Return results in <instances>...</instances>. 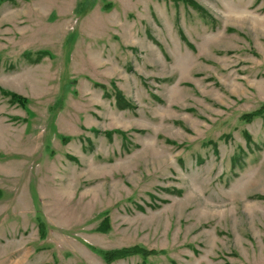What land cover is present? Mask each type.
<instances>
[{
	"label": "rangeland",
	"instance_id": "1",
	"mask_svg": "<svg viewBox=\"0 0 264 264\" xmlns=\"http://www.w3.org/2000/svg\"><path fill=\"white\" fill-rule=\"evenodd\" d=\"M0 264H264V0H0Z\"/></svg>",
	"mask_w": 264,
	"mask_h": 264
},
{
	"label": "trees",
	"instance_id": "2",
	"mask_svg": "<svg viewBox=\"0 0 264 264\" xmlns=\"http://www.w3.org/2000/svg\"><path fill=\"white\" fill-rule=\"evenodd\" d=\"M10 96L12 97L13 100L18 101L19 103L25 102L24 98H22L16 94L10 93ZM131 252L138 254V253H140V249L135 247L133 249H120V250H114V251H108V252L106 251V252H103V257L105 258V260L111 261L115 258L126 256L127 254H130Z\"/></svg>",
	"mask_w": 264,
	"mask_h": 264
}]
</instances>
